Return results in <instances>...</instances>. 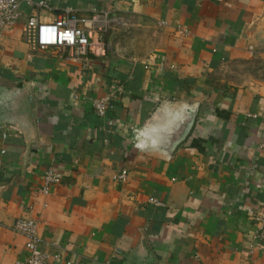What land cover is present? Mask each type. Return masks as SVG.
Listing matches in <instances>:
<instances>
[{
    "label": "crops",
    "instance_id": "obj_1",
    "mask_svg": "<svg viewBox=\"0 0 264 264\" xmlns=\"http://www.w3.org/2000/svg\"><path fill=\"white\" fill-rule=\"evenodd\" d=\"M32 1L48 9L20 2L0 34V264L27 257L19 219L37 223L46 264H264L250 215L264 213V0ZM64 7L110 15L105 57L82 67L24 41L28 18ZM26 87L30 143L10 114ZM195 107L169 158L150 148L167 111ZM49 169L62 179L44 195Z\"/></svg>",
    "mask_w": 264,
    "mask_h": 264
},
{
    "label": "built area",
    "instance_id": "obj_2",
    "mask_svg": "<svg viewBox=\"0 0 264 264\" xmlns=\"http://www.w3.org/2000/svg\"><path fill=\"white\" fill-rule=\"evenodd\" d=\"M20 2L31 7L48 9L44 1L34 3L32 0H0V34L18 21ZM110 24V15L106 12L94 11L88 17H81L76 10L64 7L53 22L42 23L33 16L28 18L22 27V36L32 49L55 48L65 52L68 59L80 61L82 67H86L89 56L97 58L106 56L107 46L104 36ZM92 106L96 115L101 118L109 109L107 98L94 101ZM125 175L126 172L122 171L118 178L124 180ZM61 179L62 175L56 170H47L42 177L40 192L47 195L52 186L61 183ZM149 202L156 206H163L155 199H149ZM250 215L259 225L256 235L264 238V213L252 212ZM14 231L26 239L25 249L27 251L25 260L15 264H46L48 256L39 249L41 240L37 234V223L29 219H19L14 225Z\"/></svg>",
    "mask_w": 264,
    "mask_h": 264
},
{
    "label": "water",
    "instance_id": "obj_3",
    "mask_svg": "<svg viewBox=\"0 0 264 264\" xmlns=\"http://www.w3.org/2000/svg\"><path fill=\"white\" fill-rule=\"evenodd\" d=\"M258 29V33L254 34L253 39L258 37L264 41V19ZM13 100L11 117L14 116L16 120H20L27 127L31 134L28 143L35 142L34 106L30 89L26 87ZM196 112V107L191 113L181 112L177 109L167 111L165 116L168 118V123L148 131V144L150 141L154 143L150 148L162 154L164 158H169L189 136L195 122Z\"/></svg>",
    "mask_w": 264,
    "mask_h": 264
},
{
    "label": "rangeland",
    "instance_id": "obj_4",
    "mask_svg": "<svg viewBox=\"0 0 264 264\" xmlns=\"http://www.w3.org/2000/svg\"><path fill=\"white\" fill-rule=\"evenodd\" d=\"M124 33V32H123Z\"/></svg>",
    "mask_w": 264,
    "mask_h": 264
}]
</instances>
